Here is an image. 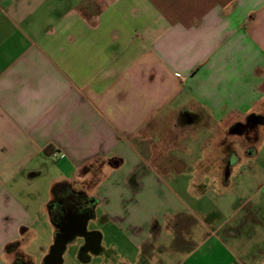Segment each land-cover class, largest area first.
<instances>
[{"label":"crops","instance_id":"crops-1","mask_svg":"<svg viewBox=\"0 0 264 264\" xmlns=\"http://www.w3.org/2000/svg\"><path fill=\"white\" fill-rule=\"evenodd\" d=\"M252 114L264 0H0V264H41L23 245L56 237L49 203L70 189L132 246L94 231L109 264H264L245 245L264 242L263 126L233 129Z\"/></svg>","mask_w":264,"mask_h":264},{"label":"rangeland","instance_id":"rangeland-1","mask_svg":"<svg viewBox=\"0 0 264 264\" xmlns=\"http://www.w3.org/2000/svg\"><path fill=\"white\" fill-rule=\"evenodd\" d=\"M82 9H87L82 7ZM260 147V151H261V158L264 159V125H263V130H262V134H261V139H259V142L257 143ZM262 161H257L254 162L253 165L257 166L260 165ZM264 164V161H263ZM46 167H47V162H46ZM52 170V169H51ZM47 171L43 176H41L39 183H40V188H39V192H41L42 195L45 194V198L49 197L51 195V184H50V179L55 177V175H53V171ZM257 188V183L256 181L251 182L248 184L247 188H246V193H251L253 192V190H255ZM40 195V194H39ZM218 195L216 194H209L208 197L206 199H210L209 201H206L205 203H203V205H207V208L212 206V204L217 200ZM44 198V200H45ZM189 198V197H188ZM216 199V200H215ZM196 200V199H194ZM192 198H189L188 201H190V204L194 201ZM205 200V198L203 199ZM213 200V201H212ZM237 201V198H236ZM202 202L200 201L199 204H201ZM193 213H195L196 216L199 217V219L204 218L205 221L209 222L211 221V217H207L206 218L202 215L199 214V212H197L196 210H193ZM44 220H45V224L46 227L48 229V231H51L52 228V224L50 221V217L49 215H45L44 216ZM92 220V219H91ZM89 222L88 227L89 229H91L92 231H101L102 233L105 234L106 237V241L105 244L106 246L109 245V247L111 248V246L114 243H119V247H121L120 249L123 250V248H127L130 252L133 251L132 246H130L129 244H127L124 240H122V238L118 235V231L114 228V226L108 225L104 220H102L101 218L98 220H92ZM248 233H252L253 235H249L247 234L249 237H253L254 234H258V230H254L249 228L247 230ZM264 232H262L261 235H263ZM260 235V236H261ZM44 237V236H43ZM46 238V237H45ZM77 243L75 244L73 242H70L67 246V249L65 251V253L63 254V264H109L112 261H116L113 258H116V256H114V254H112L110 251L104 252V254H100V255H96L95 253L97 252L96 247L93 249L92 252H94V255L92 257L91 261H87L85 258H87V250L89 247L87 240L81 238L80 236L77 237ZM55 241V235H47L46 239H32V241L29 244H24L22 250L25 252L26 257H29V255H33L34 257L32 259H34L37 263H43V260L45 258V256L49 253L50 247L53 245ZM126 243L125 246H120L122 245L121 242ZM52 242V244H50ZM254 242V243H251ZM248 242V244H245L246 247L249 250V254L252 255L257 253L256 251H258V253H264V242H256V241H251ZM41 245L48 247V252H44V249L42 250ZM83 248L85 250H83ZM98 248V247H97ZM92 249V248H91ZM83 250V252H81ZM81 253V254H80ZM80 254V255H79ZM30 258V257H29ZM213 260H207V261H202L201 264H212Z\"/></svg>","mask_w":264,"mask_h":264},{"label":"flooded vegetation","instance_id":"flooded-vegetation-1","mask_svg":"<svg viewBox=\"0 0 264 264\" xmlns=\"http://www.w3.org/2000/svg\"><path fill=\"white\" fill-rule=\"evenodd\" d=\"M264 125V115L252 114L244 122H237L233 129L245 137L247 141L256 140L260 136V127ZM94 200L87 198L86 195L70 189L61 193V195L54 200L53 207L57 212H60L57 234L59 239H67L70 242L76 241L77 237L70 236L64 232L66 227H70L76 223L79 217L90 216L93 211ZM77 228V227H76ZM81 237V236H80ZM83 238V237H81ZM84 239V238H83ZM88 245L95 248L97 244L96 234L89 236ZM90 248V249H91ZM83 250H85L83 248ZM83 250L81 252H83ZM81 254V253H80ZM79 254V255H80ZM86 259V258H85ZM12 264H31L23 256L18 255Z\"/></svg>","mask_w":264,"mask_h":264},{"label":"water","instance_id":"water-1","mask_svg":"<svg viewBox=\"0 0 264 264\" xmlns=\"http://www.w3.org/2000/svg\"><path fill=\"white\" fill-rule=\"evenodd\" d=\"M88 216H82L77 220L76 223L72 224L70 227H66L64 232L70 234V236L76 237L81 236L87 242L89 241V236L96 234V232H89L87 230L88 225ZM77 227V228H76ZM96 249H98L99 240L96 239ZM69 241L66 239H59L58 234L56 233L55 241L50 247L49 253L45 256L42 264H63V254L67 249Z\"/></svg>","mask_w":264,"mask_h":264},{"label":"trees","instance_id":"trees-1","mask_svg":"<svg viewBox=\"0 0 264 264\" xmlns=\"http://www.w3.org/2000/svg\"><path fill=\"white\" fill-rule=\"evenodd\" d=\"M60 185L59 184H56L55 186H54V193H56V191H57V188L59 187ZM53 203H54V200H52L50 203H49V211H50V213H51V215H52V220H53V223L58 227V221H59V218H60V216L61 215H59L60 214V212H57L56 211V208H54L53 207ZM95 203V202H94ZM59 217V218H58Z\"/></svg>","mask_w":264,"mask_h":264},{"label":"bare ground","instance_id":"bare-ground-1","mask_svg":"<svg viewBox=\"0 0 264 264\" xmlns=\"http://www.w3.org/2000/svg\"><path fill=\"white\" fill-rule=\"evenodd\" d=\"M180 133V132H179ZM179 135V134H178ZM171 146V145H170Z\"/></svg>","mask_w":264,"mask_h":264}]
</instances>
